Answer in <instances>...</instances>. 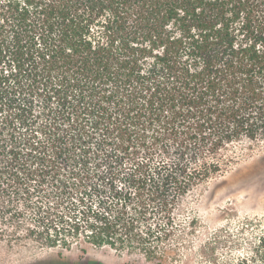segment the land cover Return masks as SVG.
I'll use <instances>...</instances> for the list:
<instances>
[{
    "label": "trees",
    "instance_id": "trees-1",
    "mask_svg": "<svg viewBox=\"0 0 264 264\" xmlns=\"http://www.w3.org/2000/svg\"><path fill=\"white\" fill-rule=\"evenodd\" d=\"M7 63L3 98L19 101L30 147L1 177L81 183L90 160L128 162L140 211L111 241L155 211L166 222L146 237H170V207L264 143V0H0Z\"/></svg>",
    "mask_w": 264,
    "mask_h": 264
},
{
    "label": "rangeland",
    "instance_id": "rangeland-1",
    "mask_svg": "<svg viewBox=\"0 0 264 264\" xmlns=\"http://www.w3.org/2000/svg\"><path fill=\"white\" fill-rule=\"evenodd\" d=\"M4 65L0 78L2 69L4 74L10 72L9 64ZM13 98L11 94L5 100L0 87V177L4 164L11 163L8 158L18 159L21 165L29 159L30 144L23 135L27 129L15 115L20 103ZM38 112L35 103L34 114ZM242 148L244 155L237 165L170 207L175 232L159 240L156 236H163L161 232L146 237L149 227L157 231L155 226L166 222L158 219L157 211L154 217L147 215L135 223L129 241L126 236L124 243L118 241L119 234L112 241L108 237L110 229L121 227L124 214L136 213L137 191L128 162L99 169L90 160V174L81 183L69 178L65 182V177L59 183L48 177L39 186L41 178L24 180L23 172L24 181L1 177L0 264H261L264 143ZM14 180L20 183L14 185ZM107 240L115 245L95 244ZM150 247H156L152 254L143 249Z\"/></svg>",
    "mask_w": 264,
    "mask_h": 264
},
{
    "label": "flooded vegetation",
    "instance_id": "flooded-vegetation-1",
    "mask_svg": "<svg viewBox=\"0 0 264 264\" xmlns=\"http://www.w3.org/2000/svg\"><path fill=\"white\" fill-rule=\"evenodd\" d=\"M158 264H161V263H158Z\"/></svg>",
    "mask_w": 264,
    "mask_h": 264
}]
</instances>
